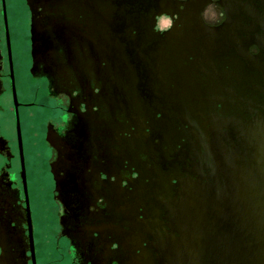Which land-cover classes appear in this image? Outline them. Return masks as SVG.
<instances>
[{"label":"flooded vegetation","instance_id":"af4514ba","mask_svg":"<svg viewBox=\"0 0 264 264\" xmlns=\"http://www.w3.org/2000/svg\"><path fill=\"white\" fill-rule=\"evenodd\" d=\"M263 123L264 0H0V264H162Z\"/></svg>","mask_w":264,"mask_h":264},{"label":"water","instance_id":"95a60500","mask_svg":"<svg viewBox=\"0 0 264 264\" xmlns=\"http://www.w3.org/2000/svg\"><path fill=\"white\" fill-rule=\"evenodd\" d=\"M254 132L214 138L213 183L169 209L179 239L161 250L162 264H264V123Z\"/></svg>","mask_w":264,"mask_h":264},{"label":"rangeland","instance_id":"374dc122","mask_svg":"<svg viewBox=\"0 0 264 264\" xmlns=\"http://www.w3.org/2000/svg\"><path fill=\"white\" fill-rule=\"evenodd\" d=\"M44 232H45V231H44ZM44 232L37 230L36 234H38V235H41V236H42ZM36 241H37V240H36ZM40 261H41V263L43 262V260H42V259H41ZM26 264H29V262H28V263H26Z\"/></svg>","mask_w":264,"mask_h":264}]
</instances>
